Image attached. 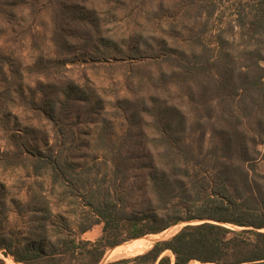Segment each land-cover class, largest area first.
<instances>
[{
    "label": "rangeland",
    "instance_id": "374dc122",
    "mask_svg": "<svg viewBox=\"0 0 264 264\" xmlns=\"http://www.w3.org/2000/svg\"><path fill=\"white\" fill-rule=\"evenodd\" d=\"M89 1L86 6L95 8L100 18L101 40L78 50L82 42L74 35L69 39L73 47L63 54L52 41L58 13L55 0H0V236L10 242V250L40 247L37 262L42 264H84L85 256L64 248L73 240L94 241L101 235L102 223L92 213L91 202L119 199L123 208L133 210L152 201L145 189L149 172L141 167L149 160L129 158L127 150L174 143L194 146L198 138L189 126L181 134L173 127L162 133L157 125L159 105L182 104L189 113L181 91L168 77L169 70L153 56L189 49L184 44L189 28L204 29L203 6L209 0ZM214 2L216 9L204 38L222 28L237 45L239 2L253 0ZM39 81H73L93 93L92 102L52 120L37 108ZM99 99L96 113L93 104ZM216 141L207 131L205 150ZM258 148L262 152L264 144ZM112 149L128 154L123 173L113 169ZM52 152L66 165V181L55 180L43 161ZM256 167L263 172L264 159L259 158ZM176 209L182 216L195 212L190 203ZM201 221L207 220L179 221L159 233L121 244L145 251L184 225ZM116 247L107 248L99 264L136 255L126 251L106 257ZM0 258L5 264H24L1 251Z\"/></svg>",
    "mask_w": 264,
    "mask_h": 264
},
{
    "label": "trees",
    "instance_id": "16d2710c",
    "mask_svg": "<svg viewBox=\"0 0 264 264\" xmlns=\"http://www.w3.org/2000/svg\"><path fill=\"white\" fill-rule=\"evenodd\" d=\"M55 1L58 13L52 41L59 51L65 54L73 47L69 39L74 35L82 42L78 50L101 40L100 18L95 8L86 6L89 0ZM206 5L204 29L195 32L189 28L185 38L189 49L153 56L169 70L168 77L181 91L189 113L182 104L159 105L157 125L162 133L173 127L181 134L189 126L198 133L196 144L127 150L129 158L149 160L141 167L149 172L145 189L152 201L133 210L123 208L119 199L91 202L92 213L102 223L101 235L94 241L73 240L64 248L85 256L84 264H99L107 248L193 219L207 221L184 225L142 253L105 264H264V171L256 167L259 158L264 159V150L258 148L264 144V0L239 2L237 45L233 38L228 40L227 30L222 28L204 38L216 2L209 0ZM37 88L41 92L37 108L52 120L76 113L92 102L93 93L73 81H39ZM99 101L93 104L96 113ZM207 131L217 141L205 150ZM115 150H111L110 161L116 172L123 173L128 154ZM160 159L163 164L159 166ZM43 161L55 180L68 179L58 154L49 153ZM187 203L195 212L182 216L176 207ZM10 249V242L0 236V251L5 256L10 254L24 264H42L37 262L42 256L40 247ZM0 264H5L2 258Z\"/></svg>",
    "mask_w": 264,
    "mask_h": 264
},
{
    "label": "bare ground",
    "instance_id": "6f19581e",
    "mask_svg": "<svg viewBox=\"0 0 264 264\" xmlns=\"http://www.w3.org/2000/svg\"><path fill=\"white\" fill-rule=\"evenodd\" d=\"M126 251H130V252L135 251L134 253L136 254L144 252L142 249H139L136 245H127V246L116 247L110 252H107L106 257H114L116 254Z\"/></svg>",
    "mask_w": 264,
    "mask_h": 264
},
{
    "label": "crops",
    "instance_id": "0c3cea01",
    "mask_svg": "<svg viewBox=\"0 0 264 264\" xmlns=\"http://www.w3.org/2000/svg\"><path fill=\"white\" fill-rule=\"evenodd\" d=\"M263 66H264V64H263Z\"/></svg>",
    "mask_w": 264,
    "mask_h": 264
}]
</instances>
